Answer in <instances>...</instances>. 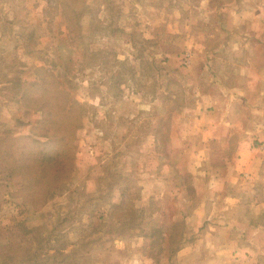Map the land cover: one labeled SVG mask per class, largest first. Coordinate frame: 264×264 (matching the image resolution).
<instances>
[{"label": "rangeland", "instance_id": "obj_1", "mask_svg": "<svg viewBox=\"0 0 264 264\" xmlns=\"http://www.w3.org/2000/svg\"><path fill=\"white\" fill-rule=\"evenodd\" d=\"M0 264H264V0H0Z\"/></svg>", "mask_w": 264, "mask_h": 264}, {"label": "trees", "instance_id": "obj_2", "mask_svg": "<svg viewBox=\"0 0 264 264\" xmlns=\"http://www.w3.org/2000/svg\"><path fill=\"white\" fill-rule=\"evenodd\" d=\"M47 254V252L46 253H44V255H46Z\"/></svg>", "mask_w": 264, "mask_h": 264}]
</instances>
